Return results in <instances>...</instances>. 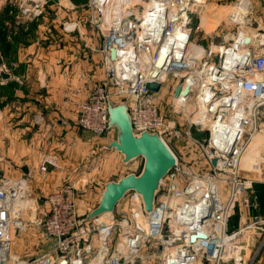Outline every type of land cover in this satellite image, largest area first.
<instances>
[{"label": "built area", "instance_id": "built-area-1", "mask_svg": "<svg viewBox=\"0 0 264 264\" xmlns=\"http://www.w3.org/2000/svg\"><path fill=\"white\" fill-rule=\"evenodd\" d=\"M2 1L18 23L42 18L47 7L57 5L52 17L62 30L82 36L84 19L72 17V0ZM242 1L245 21L226 22L230 29L223 27L217 40L209 33L195 38L198 14L210 0H88L83 5L104 38L100 51L106 71L77 104V125L96 137L105 134L109 98L127 102L135 131L158 132L177 165L150 215L131 192L116 213L82 225L91 186L84 172L46 195L33 189L27 175L3 173L0 264H255L264 247V216L245 212L259 209L255 185L264 184V46L257 44L264 37V0H218L233 9ZM131 53L127 70L123 59ZM138 53L152 56L148 76L138 71ZM82 77L90 83L89 73ZM150 81L159 82V90L148 88ZM169 86L168 111L162 95ZM57 159L53 154L44 163L58 167ZM236 210L240 226L230 230ZM24 232L34 239L27 254L16 250ZM200 232L206 236L192 240Z\"/></svg>", "mask_w": 264, "mask_h": 264}, {"label": "crops", "instance_id": "crops-1", "mask_svg": "<svg viewBox=\"0 0 264 264\" xmlns=\"http://www.w3.org/2000/svg\"><path fill=\"white\" fill-rule=\"evenodd\" d=\"M0 13V23L3 21L6 27V46L0 47V64H6V70L12 74L9 80L2 81L0 78V86L10 91L0 107L4 118L0 130L2 159L6 161L2 169L9 176L16 171L24 174L20 168L28 164L31 171L28 178L33 189L46 195L56 186L78 176L75 172L80 159L84 161V155L74 156L72 143L80 150L87 148L91 139H95L103 148V144L113 139V134L96 137L77 125V104L90 89V83L82 74H88L89 68L94 67L97 68V80L104 77L101 40L97 42V48H92L95 52L92 51L90 56L87 44L90 42L85 30L82 29L81 38H75H80L81 43L73 44V34L60 29L58 36H64V44L46 46L41 39L46 38L48 24L35 27L41 20L46 21L45 16L31 22L18 23L15 15L10 13V6L2 0ZM51 21L58 22L53 17ZM90 59L97 61V66L95 63V66H91ZM46 136H49L50 146L46 142L48 139L42 140ZM68 150L72 151L71 154H67ZM53 154L58 155V167L51 172L41 171L40 167L46 158ZM65 171L73 175L66 177ZM37 174L41 179L35 180ZM257 185H261L259 190ZM95 188L98 193L102 187L98 185ZM255 191L260 203L259 209H250L245 215L264 216V184H256ZM239 226L232 224L233 228ZM255 264H264V247Z\"/></svg>", "mask_w": 264, "mask_h": 264}, {"label": "water", "instance_id": "water-1", "mask_svg": "<svg viewBox=\"0 0 264 264\" xmlns=\"http://www.w3.org/2000/svg\"><path fill=\"white\" fill-rule=\"evenodd\" d=\"M111 54L115 58L116 49L113 48ZM125 67L129 69L131 67L130 63H126ZM11 77L12 74L1 66V80H9ZM132 80L134 83L137 82L136 77ZM146 86L157 91L160 88V83L150 81L146 82ZM180 89V87L176 88L175 96L179 94ZM187 92L188 89L185 93ZM108 105L109 122L107 132L113 134V139L103 144V148L109 151H117L121 156L123 165H127L137 158H142L143 166L140 172L132 171L120 175L117 179L105 181L99 192L100 197L97 205L79 219L80 225L104 214L116 213L118 205L131 192H136L139 195L145 213L150 215L154 210L157 196L162 189L165 178L177 165V156L173 149L158 132L150 130L137 132L134 130L127 102L120 103L109 98ZM213 163L216 164V159L213 160ZM44 167L46 171L51 172L55 165L51 161H46ZM20 169L25 175H30L31 171L28 164ZM3 173V169L0 168V175H3ZM198 236L205 237L206 235L201 232L197 233L192 236V240H195ZM176 239V242L181 241L180 238ZM77 264L83 263L80 261Z\"/></svg>", "mask_w": 264, "mask_h": 264}, {"label": "rangeland", "instance_id": "rangeland-1", "mask_svg": "<svg viewBox=\"0 0 264 264\" xmlns=\"http://www.w3.org/2000/svg\"><path fill=\"white\" fill-rule=\"evenodd\" d=\"M72 2L74 3V6L76 7L73 10V12H75V13L73 14L72 17L74 19H78L79 21H80L81 17L84 19L82 21V24H83L82 29L85 30L86 36L89 37L88 40L90 43H87V42L86 43L89 45L88 49L91 52L89 54H90V56H92V54H93L92 51H94L92 48L93 47L97 48V42H99L100 40H101V44H102V37L100 36V32H99L98 28H96L95 25L92 24V17L90 16V13H88L87 10L83 7V5H85L88 2V0H72ZM228 7H230L231 10L233 9L232 5L228 6L226 4L219 3L218 0H210V3L205 8L201 9L199 14H198V17H197L198 29H197V32L195 34V38L197 40H201L205 36L207 37L208 33H209V36H211V35L215 36L216 33H221L220 28L222 29L224 26L226 28L230 29V27L228 25L229 24L228 21H225L223 19V18H227L228 16H231V13L228 12L230 10V8L228 9ZM236 7H238V6H236ZM236 7H234V8H236ZM240 7H238L239 10H238L237 17L243 16V13H239V12H241ZM59 10H60L59 6H57V5H52V6L47 7L46 15H45L46 21L41 20L39 22V25L35 26L36 28H38V27H41V25L43 26L44 24H48V26L46 28L49 29V31L45 34L46 38L41 39L43 41L42 42L43 45L49 46L50 44H52V45H63L64 44V40H63L64 36L63 35L58 36L60 29H62V28H60L57 21L55 23L51 21L52 15H54ZM64 10L65 9L63 8V11ZM240 14H242V15H240ZM0 15H1V13H0ZM232 16H233V18H236L234 15H232ZM221 20L223 23L220 22ZM226 22L228 24H226ZM217 24H221V25L218 27L217 32H214L213 30L217 27ZM0 26L3 29L6 28V27H4L3 21L0 23ZM76 36L81 38L79 33L75 32L72 35V37H74V40H75ZM80 38H79V40L76 39L75 42H73V44L78 43V42L81 43L82 40ZM217 39H220V37H215V40H217ZM100 48H101V45H100ZM90 63H91V66H95L94 63L97 66V61L95 62L93 59H90ZM0 66H1V64H0ZM103 68H104V72H105L104 62H103ZM89 74L91 76V78H90V89H92L95 85L96 80H97V68L90 67L89 68ZM8 92H10V91H7V90L1 88V86H0V102L4 100V98H5V96H7ZM170 98H171V95H170V86H169L168 90H166L164 92V94L162 95L163 108H167L166 110H168V111L170 109V105L167 103L169 102ZM3 121H4V118L2 116H0V130H1V126H2ZM104 136H100V137H104ZM43 138L48 139V140H46V142L50 146L51 142L49 140V136L42 137V140H45ZM71 146L73 147V150H74L73 151V153L75 154L74 156L78 157V156L84 155L83 156L84 161H82L80 159V161H79L80 164H78V169L76 170L75 173H76V175H80L81 172H84V174L87 177H89L91 180V184H92L91 187L92 188L88 190V193L86 196L90 210H92L97 205V202H98L99 197H100V194H99V192L97 193V189L95 188V186L99 185L100 187L103 188V185H104L103 183L105 181L117 179L120 175L125 174V173H129L132 171L140 172L142 169V166H143L142 158H137V159L131 161L130 163H128L127 165L122 166L120 163V154L115 152V151L105 150L104 148H102L101 144L95 139H91L90 145L87 148H82V149L80 148V150L76 149L77 146L74 143H72ZM60 147L61 146H59V148ZM62 147H63V145H62ZM100 148H102V149H100ZM77 150H78V152H77ZM2 151L3 150H2L1 134H0V168L1 169H2L3 165H5L4 163L6 162L4 159H2ZM71 152L72 151L68 150L67 154H71ZM57 157H58V155H57ZM59 171L62 172V170H59ZM65 172H66V174H65L66 177H70L72 174L68 171H65ZM16 174H21V173H19L18 171L13 173V175H15V176H16ZM0 176H3V175H0ZM38 179H41V176L39 174H37L35 176V180H38ZM102 188H100V189H102ZM123 203H124V201L119 204V207L122 206ZM117 209H118V207H117ZM81 211L82 212L85 211L84 207L81 209ZM239 215H240V212L238 213V216ZM235 222H236V220H234V224H235ZM239 224H240V216L238 219V225ZM231 226H232V223H231ZM231 226H230V228H232ZM24 234L23 233L20 234L21 238L20 239L18 238V240L16 242V250L18 252H20L21 254H27L28 253V251H27L28 247L34 248V245L32 242V241H34V239H32L33 236L31 234H28V232H24Z\"/></svg>", "mask_w": 264, "mask_h": 264}, {"label": "bare ground", "instance_id": "bare-ground-1", "mask_svg": "<svg viewBox=\"0 0 264 264\" xmlns=\"http://www.w3.org/2000/svg\"><path fill=\"white\" fill-rule=\"evenodd\" d=\"M243 3H242V5H237L238 7H240V8H242L243 7V4H244V2H246V1H242ZM238 7H236V8H234V9H232L231 10V8L230 7H228V9L230 8V10L228 11L229 13H231V16H228L227 18H223L225 21H228V23L229 24H234V20L237 18V15H238V10H239V8ZM233 8V7H232ZM114 7H113V9H112V12H114ZM241 10V9H240ZM240 13V12H239ZM227 14V13H226ZM232 15H234L236 18H233V16ZM245 17V16H244ZM244 17L243 16H240V18H241V21H245V19H244ZM244 19V20H243ZM220 22H222V20L220 21ZM223 23V22H222ZM221 23V24H222ZM221 24H217V27L213 30L214 32H217V29H218V27L221 25ZM225 27V26H224ZM212 31V32H213ZM100 32V31H99ZM222 32H224V30H222L221 29V33H216L215 34V36H212L211 35V37H220L221 36V34H222ZM246 32L247 33H250L251 34V32L252 31H249V30H246ZM264 32V31H263ZM211 33V32H210ZM212 34V33H211ZM100 36L102 37V44H101V48H100V50L103 48V46H104V44H103V42H104V38H103V36H102V34H101V32H100ZM253 38V35H251L248 39H247V41L249 42L250 41V39H252ZM257 44H258V46L260 45V47H263L264 46V37H262V40H260V37H259V40H258V42H257ZM114 49H116V48H114ZM165 51V50H164ZM166 52V51H165ZM138 54H140V61H139V64H138V71H139V73L141 74V76H143V77H145V76H148V74H149V72L151 71V64H150V60L152 59V56H151V54H148V53H138ZM116 55H117V50H116ZM132 53L130 54V56L129 57H127L126 56V54L124 55V59H123V61H124V63H123V67H125V64L126 63H128V60L130 61V57H132ZM103 56V55H102ZM103 58H104V56H103ZM157 60V59H156ZM155 60V61H156ZM126 62V63H125ZM130 63V62H129ZM137 68V67H136ZM130 69V68H129ZM127 70H128V68H127ZM105 71H106V68H105ZM105 73V72H104ZM156 73V72H155ZM130 113H131V111H130ZM131 116H132V114H131ZM132 123H133V120H132ZM133 128H134V126H133ZM135 130V129H134ZM144 131V130H143ZM137 132H141V131H137ZM105 134H97V136L98 137H100V136H104ZM259 137L260 136H258V138L257 139H259ZM251 158V154L250 153H248L247 154V156L244 158V160H245V162H248L249 161V159ZM165 180H166V178H165ZM256 186V185H255ZM257 201L259 202V199H258V196H257ZM259 205H260V203H259ZM236 214L237 213H239V211H237L236 210V212H235ZM108 214H110V213H108ZM235 216V214L233 215V217ZM233 217L231 218V220H230V224H229V226H231V223H232V220H233ZM232 227V226H231ZM230 228V227H229ZM232 229H235V228H230V230H232Z\"/></svg>", "mask_w": 264, "mask_h": 264}, {"label": "trees", "instance_id": "trees-1", "mask_svg": "<svg viewBox=\"0 0 264 264\" xmlns=\"http://www.w3.org/2000/svg\"><path fill=\"white\" fill-rule=\"evenodd\" d=\"M6 36H5V31L4 29L0 26V47L1 48H4V46H6ZM1 88H3V86H1ZM6 90V88H3ZM3 101L0 102V107L2 105ZM259 187H261V185H257V189L259 190ZM238 219H239V216H238V213L235 214V216L233 217V220H232V224H234V220H236L234 226L236 227L238 225Z\"/></svg>", "mask_w": 264, "mask_h": 264}]
</instances>
